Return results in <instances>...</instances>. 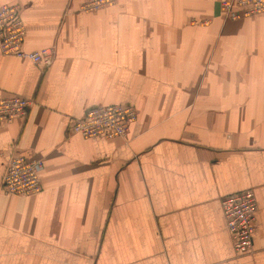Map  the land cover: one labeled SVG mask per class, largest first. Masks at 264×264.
<instances>
[{"label": "crops", "instance_id": "obj_1", "mask_svg": "<svg viewBox=\"0 0 264 264\" xmlns=\"http://www.w3.org/2000/svg\"><path fill=\"white\" fill-rule=\"evenodd\" d=\"M224 0H0L22 51L0 55V99L34 103L0 125V264H264V14ZM131 105L125 139L70 135L87 110ZM40 159V191L5 195L10 154ZM252 191V251L236 256L220 200Z\"/></svg>", "mask_w": 264, "mask_h": 264}, {"label": "built area", "instance_id": "obj_2", "mask_svg": "<svg viewBox=\"0 0 264 264\" xmlns=\"http://www.w3.org/2000/svg\"><path fill=\"white\" fill-rule=\"evenodd\" d=\"M115 2L116 0H86L80 12H95ZM220 9L225 20L234 22L264 14V0H224L220 2ZM21 14L22 8L19 5H0V55L49 67L51 59L48 50L33 53L22 51L25 26ZM33 103L31 99L19 96L0 99V125L15 119L25 120ZM136 117V110L131 105L95 107L87 110L83 118L72 122L69 134L84 139L100 137L106 140H123ZM42 171V160L25 159L19 154H10L1 178V191L5 195L16 197L37 195L41 187ZM220 208L235 255L241 257L251 253L257 213L254 193L243 191L225 196L220 200Z\"/></svg>", "mask_w": 264, "mask_h": 264}]
</instances>
